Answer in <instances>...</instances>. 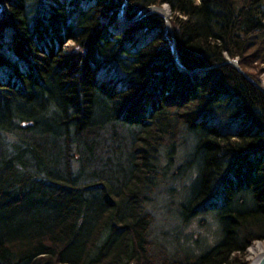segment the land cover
Listing matches in <instances>:
<instances>
[{"label": "trees", "instance_id": "16d2710c", "mask_svg": "<svg viewBox=\"0 0 264 264\" xmlns=\"http://www.w3.org/2000/svg\"><path fill=\"white\" fill-rule=\"evenodd\" d=\"M263 74L264 0H0V264H249Z\"/></svg>", "mask_w": 264, "mask_h": 264}, {"label": "bare ground", "instance_id": "6f19581e", "mask_svg": "<svg viewBox=\"0 0 264 264\" xmlns=\"http://www.w3.org/2000/svg\"><path fill=\"white\" fill-rule=\"evenodd\" d=\"M157 13V12H155ZM160 14L164 19L168 18L169 12L167 8H160L158 10V13ZM249 255H250V261L249 264H256L258 260L263 256L264 254V243L263 242H256L255 244L251 245L248 249Z\"/></svg>", "mask_w": 264, "mask_h": 264}, {"label": "rangeland", "instance_id": "374dc122", "mask_svg": "<svg viewBox=\"0 0 264 264\" xmlns=\"http://www.w3.org/2000/svg\"><path fill=\"white\" fill-rule=\"evenodd\" d=\"M166 6H164V7H162V8H165ZM161 8V9H162ZM167 8V7H166ZM167 10H168V8H167ZM157 12H158V10H156ZM169 12V11H168ZM168 17H169V15H168ZM168 19V18H167ZM167 19L165 18V20H166V22H168L167 21ZM167 27H168V32H170L171 31V27H170V25H169V23H168V25H167ZM259 88L260 89H262L263 91H264V74L262 75V79L260 80V82H259ZM166 209V208H165ZM165 209L163 208V206L159 209V208H156L155 209V211H154V214H155V217H156V224H157V226L158 227H160L161 226V224L164 222L163 220L165 219V217H166V215H165ZM192 230H197V228L196 227H192ZM255 244V243H254ZM253 245V244H252ZM250 248V247H249ZM249 248H247V250H246V259L247 260H249L250 261V255H249V252H248V249Z\"/></svg>", "mask_w": 264, "mask_h": 264}, {"label": "water", "instance_id": "95a60500", "mask_svg": "<svg viewBox=\"0 0 264 264\" xmlns=\"http://www.w3.org/2000/svg\"><path fill=\"white\" fill-rule=\"evenodd\" d=\"M126 1H128V0H126ZM159 9H160V8L152 7V8H151V11H152V12H157L156 10H159ZM157 13H158V12H157ZM167 25H168V22L166 23V29L168 30ZM173 52H174V54H175L174 48H173ZM229 63H231L232 65H234L236 68H238L239 72L242 73V71H241L240 68L238 67L237 61L230 60ZM256 264H264V254H263V256L258 260V262H257Z\"/></svg>", "mask_w": 264, "mask_h": 264}]
</instances>
